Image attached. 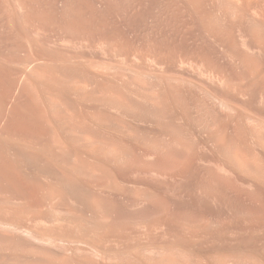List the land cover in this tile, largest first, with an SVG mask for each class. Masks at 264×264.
<instances>
[{"label":"bare ground","instance_id":"6f19581e","mask_svg":"<svg viewBox=\"0 0 264 264\" xmlns=\"http://www.w3.org/2000/svg\"><path fill=\"white\" fill-rule=\"evenodd\" d=\"M0 264H264V0H0Z\"/></svg>","mask_w":264,"mask_h":264}]
</instances>
